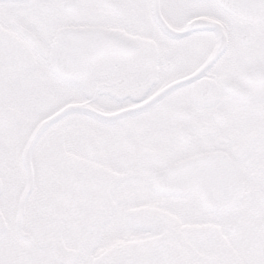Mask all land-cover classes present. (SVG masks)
<instances>
[{
    "label": "snow or ice",
    "instance_id": "snow-or-ice-1",
    "mask_svg": "<svg viewBox=\"0 0 264 264\" xmlns=\"http://www.w3.org/2000/svg\"><path fill=\"white\" fill-rule=\"evenodd\" d=\"M0 264H264V0H0Z\"/></svg>",
    "mask_w": 264,
    "mask_h": 264
}]
</instances>
